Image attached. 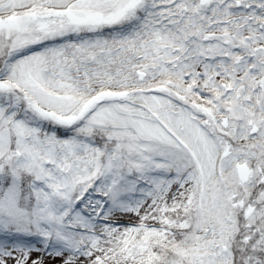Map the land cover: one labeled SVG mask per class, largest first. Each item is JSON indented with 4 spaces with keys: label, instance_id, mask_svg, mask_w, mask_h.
<instances>
[{
    "label": "snow or ice",
    "instance_id": "6c2138e0",
    "mask_svg": "<svg viewBox=\"0 0 264 264\" xmlns=\"http://www.w3.org/2000/svg\"><path fill=\"white\" fill-rule=\"evenodd\" d=\"M0 264H264V0H0Z\"/></svg>",
    "mask_w": 264,
    "mask_h": 264
}]
</instances>
